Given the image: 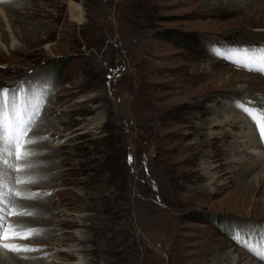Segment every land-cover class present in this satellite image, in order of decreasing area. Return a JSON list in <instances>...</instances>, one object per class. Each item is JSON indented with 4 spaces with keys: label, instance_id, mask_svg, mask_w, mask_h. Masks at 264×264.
<instances>
[{
    "label": "rangeland",
    "instance_id": "374dc122",
    "mask_svg": "<svg viewBox=\"0 0 264 264\" xmlns=\"http://www.w3.org/2000/svg\"><path fill=\"white\" fill-rule=\"evenodd\" d=\"M220 1L0 0V90L40 106L19 259L264 264V12Z\"/></svg>",
    "mask_w": 264,
    "mask_h": 264
},
{
    "label": "snow or ice",
    "instance_id": "6c2138e0",
    "mask_svg": "<svg viewBox=\"0 0 264 264\" xmlns=\"http://www.w3.org/2000/svg\"><path fill=\"white\" fill-rule=\"evenodd\" d=\"M243 64L244 61H241ZM251 65L252 61H248ZM259 71L264 72V57L261 58ZM40 112V106L35 107L21 106L17 107L16 94L10 93L8 89L0 90V241H4L3 248L13 253L21 251H30V248L21 247L18 244L7 243L10 239L23 238L27 239L35 235L34 232L20 233L15 231L11 225L5 227L8 215L29 216L31 213H16L9 211L10 198L15 195L20 197L19 191H14L15 184L30 183V181L15 179L10 173L21 172L23 169L13 162L23 160L24 158L34 155L24 151L25 145H32L33 140H26L36 116ZM261 139H264V119L257 120ZM131 160V158H130ZM37 196L39 193H32ZM261 259H264V251L257 253Z\"/></svg>",
    "mask_w": 264,
    "mask_h": 264
},
{
    "label": "bare ground",
    "instance_id": "6f19581e",
    "mask_svg": "<svg viewBox=\"0 0 264 264\" xmlns=\"http://www.w3.org/2000/svg\"><path fill=\"white\" fill-rule=\"evenodd\" d=\"M236 2H235V4L234 5H230L232 8L231 9H229L228 11H231V12H235V11H237V12H240V13H257V12H261V13H263L264 12V0H235ZM218 5H220L221 6V4L222 3H224V2H222V1H220V0H217V2H216ZM232 3H234V0H226V4H232ZM224 5V4H223ZM1 28V27H0ZM0 32H1V29H0ZM16 38H15V36H14V34H13V36H12V44H11V47H14V45H16V40H15ZM0 42L1 43H3V41H1L0 40ZM2 49H4V47H2ZM257 68H259L258 66H256ZM257 79L259 80L257 83L259 84V85H261L262 83L264 84V79H263V77L262 76H258L257 77ZM230 80V79H229ZM263 98H264V93H263ZM261 99V98H260ZM244 104H246L247 106H244V107H247V108H249L248 106V104L247 103H244ZM242 106V105H241ZM240 107V106H239ZM243 107V108H244ZM241 109V108H240ZM243 111V110H242ZM249 112V111H248ZM249 115L251 116V117H253V118H255L254 117V114H252V113H249ZM237 117V116H236ZM258 119H261V117L260 116H258ZM242 120H244V119H242ZM242 120H241V122H242ZM239 121H240V117L239 118H236L235 120H230V121H227V122H225L226 124H228V125H230L233 129L234 128H236V126L238 125V123H239ZM245 121V120H244ZM212 124H214V122H212L211 123V125ZM225 124V125H226ZM252 127V126H251ZM253 127H255L254 129H256L255 131V133L253 134L254 135V141L255 142H257V147H259L260 146V148L261 149H263V147H264V139H261V136L259 135L260 134V132H259V130H258V128H257V125L255 124V126L253 125ZM254 132V131H253ZM249 134V133H248ZM247 134V135H248ZM226 135L227 136H231V134L230 133H226ZM249 136V135H248ZM30 137V136H29ZM250 138V137H249ZM248 139V138H247ZM251 143H254V142H251ZM236 149V147L235 146H233L231 149H230V151L229 152H232L233 150H235ZM238 150V149H237ZM264 150V149H263ZM228 152V153H229ZM247 155V154H246ZM241 157V156H240ZM239 157V158H240ZM243 157V156H242ZM248 155L244 158V159H248ZM239 158H237V159H239ZM33 160H34V164H35V161H36V157L35 158H33ZM25 161V165H26V168H25V170L24 171H21L20 172V174L21 175H17L16 177L13 175V174H10V175H12V176H14V178L16 179H20V180H22V179H25V177H30L31 175V173H32V175L33 176H35L36 174H39V173H41V172H43V170H44V168L43 167H41V166H35V168H31V166L29 167L28 165L29 164H31V159L30 158H28L27 160H24ZM259 166L258 165H254V166H252V167H250V168H246V169H243V170H241V169H239V171L241 170V176H246V175H248V173L251 171V169H253V168H258ZM249 182V181H248ZM247 184H249V183H247ZM262 185V184H261ZM261 185H258V186H256L255 187V191H257V193H260V194H262L263 193V190L261 189ZM14 187V186H13ZM16 187H14V191H19V192H21L22 193V191L24 192V190H23V187L21 186V187H17V189H15ZM264 189V188H263ZM18 198V197H17ZM15 201L16 200H14L13 202L10 200V208H9V211H16V209H15V205L14 204H16L15 203ZM18 203H20V206H21V208H26L27 207V205H26V201H21V199H19V201H18ZM17 205V204H16ZM30 208V207H29ZM21 210V209H20ZM35 211V210H34ZM47 211V210H46ZM43 214H44V211H43ZM7 218H8V220H9V215L7 216ZM26 220V221H25ZM29 221V222H28ZM15 224H14V223ZM28 222V223H27ZM33 221H32V219H25L24 217L23 218H12L11 217V221H9L8 222V225H11L12 226V228L15 230V231H17V232H20V233H25V225L26 224H28L29 226H34L35 224H33L32 223ZM16 224H21V226H18V228L16 227V228H14V226L13 225H16ZM7 225V226H8ZM35 233V232H34ZM16 241L18 240L17 238L15 239ZM0 243H1V245L4 243V241H0ZM7 243H14V244H17V243H15V241H14V239L12 240V239H10L9 241H7ZM20 245V244H19ZM78 249L75 247L74 248V251H77ZM27 252V251H26ZM21 254V253H20ZM27 254V253H26ZM26 254H23V255H26ZM37 254V253H36ZM30 255V254H29ZM31 256V255H30ZM33 256V255H32ZM21 257V255H18L17 253H13V252H11L10 250H8V249H5V248H3V246L0 248V264H29V262L28 263H26L25 261H22L21 259H19ZM29 257V256H28ZM37 257V256H36ZM41 257V256H40ZM38 258H39V256H38ZM42 259V258H41ZM240 259V258H239ZM36 260H37V258H36ZM44 260V259H43ZM81 261V260H80ZM233 261H236V258H233ZM233 261L231 262V263H233ZM34 264V263H33ZM36 264V263H35ZM214 264V263H213ZM234 264V263H233Z\"/></svg>",
    "mask_w": 264,
    "mask_h": 264
},
{
    "label": "trees",
    "instance_id": "16d2710c",
    "mask_svg": "<svg viewBox=\"0 0 264 264\" xmlns=\"http://www.w3.org/2000/svg\"><path fill=\"white\" fill-rule=\"evenodd\" d=\"M169 37H171L170 35H169ZM59 67H60V65H54V68H53V71L54 72H57L58 71V69H59Z\"/></svg>",
    "mask_w": 264,
    "mask_h": 264
},
{
    "label": "water",
    "instance_id": "95a60500",
    "mask_svg": "<svg viewBox=\"0 0 264 264\" xmlns=\"http://www.w3.org/2000/svg\"><path fill=\"white\" fill-rule=\"evenodd\" d=\"M118 54H119L121 57H123V56H122V52H121V50H119V49H118Z\"/></svg>",
    "mask_w": 264,
    "mask_h": 264
}]
</instances>
